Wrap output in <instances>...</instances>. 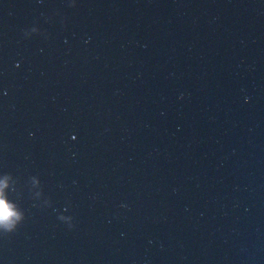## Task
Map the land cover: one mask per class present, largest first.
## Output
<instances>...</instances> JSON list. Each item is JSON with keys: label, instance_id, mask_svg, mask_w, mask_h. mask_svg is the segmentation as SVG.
<instances>
[{"label": "clouds", "instance_id": "obj_1", "mask_svg": "<svg viewBox=\"0 0 264 264\" xmlns=\"http://www.w3.org/2000/svg\"><path fill=\"white\" fill-rule=\"evenodd\" d=\"M13 217H16V213L12 211L11 205L0 197V224L14 223Z\"/></svg>", "mask_w": 264, "mask_h": 264}]
</instances>
